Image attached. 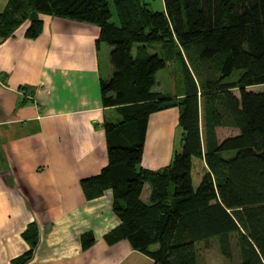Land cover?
<instances>
[{"label": "trees", "instance_id": "16d2710c", "mask_svg": "<svg viewBox=\"0 0 264 264\" xmlns=\"http://www.w3.org/2000/svg\"><path fill=\"white\" fill-rule=\"evenodd\" d=\"M163 2L165 11L151 10L145 0H9L0 13V34L7 36L28 21L26 37L37 38L40 13L99 27L96 45L110 48L113 69L110 78L100 80L102 103L115 108L119 120L104 124L108 165L83 180L82 188L87 198L111 189L120 223L107 235L110 243L125 239L153 264H200L199 244L217 239L221 254L230 258L234 236L239 264H264V91L248 90L264 86V0ZM153 44L179 47L182 98H166L158 88L157 74L171 58L150 54ZM184 52L201 65L215 64L219 77L198 82ZM235 72L238 94L222 86ZM176 106L180 151L161 170L137 169L149 117ZM217 128L238 133L219 141ZM226 153L233 156L224 158ZM193 158L208 168L196 188ZM145 183L151 187L148 205L140 200ZM35 245L33 238L15 264L29 261ZM152 245L158 250L149 252Z\"/></svg>", "mask_w": 264, "mask_h": 264}, {"label": "crops", "instance_id": "0c3cea01", "mask_svg": "<svg viewBox=\"0 0 264 264\" xmlns=\"http://www.w3.org/2000/svg\"><path fill=\"white\" fill-rule=\"evenodd\" d=\"M8 3L0 0V13ZM158 11H165L163 0ZM38 17L42 31L35 39L26 37L28 21L7 36L0 34V264L22 259L33 238L36 245L25 264H153L127 240L106 239L120 223L111 189L87 198L82 188L83 180L108 165L104 124L119 120L115 108L103 106L100 93V80L113 73L110 48L105 43L97 47L100 29L95 24L52 14ZM183 95L182 90L163 94L169 99ZM179 114L176 106L149 117L137 169L158 171L171 164L174 156L145 159L146 141L150 129L154 142L160 125L180 127ZM222 129L238 133L217 128L216 137ZM195 162L194 188L208 169L199 160L195 182ZM150 194L145 183L144 205ZM157 250L158 245L148 248Z\"/></svg>", "mask_w": 264, "mask_h": 264}, {"label": "rangeland", "instance_id": "374dc122", "mask_svg": "<svg viewBox=\"0 0 264 264\" xmlns=\"http://www.w3.org/2000/svg\"><path fill=\"white\" fill-rule=\"evenodd\" d=\"M146 2H150V4H148L151 10H160L161 0H146ZM178 51L179 47L176 45L162 46V44H153L152 46H150V54L153 52H157L160 53V55L171 58V61L168 63V66L157 74L158 88L163 92V94L180 93L181 90L184 92V85L182 84L184 82V72L183 67L181 65V61L178 58ZM184 55L186 56V58L189 56L187 59L189 60V69L195 74L198 82L203 81L207 78L219 77V74L217 73V70L215 68V64H211V66L209 64L201 65L199 62H194V54L190 53L189 55H187V53L184 52ZM216 60H219V58H216ZM238 76L239 72L233 73L230 78H228L222 83V86H230L232 92L234 94H238V90L235 87V83L237 81ZM249 90L254 92H261L264 91V86H254L251 87ZM200 101L203 110L205 105L203 104V100ZM158 129L159 131H157L155 134L156 138L154 142L151 139L152 130L150 129V140L149 142L146 141L147 144L145 148V159L149 157V155H151L152 157L158 158L161 161H165L168 155L171 157L174 156L176 152L180 151L182 130L180 129V127H177L176 129H170L169 127L163 128V125H160ZM234 134L235 133L233 130L222 129L218 132L217 137L219 139H225L226 137L232 136ZM200 135L202 150H204L205 136L203 128H200ZM232 156V153L224 154V158H230ZM199 160L201 159L195 158V175L193 176L194 181L196 180V177L198 176L200 170L199 165L196 164L199 163ZM231 246V257L225 258L219 250L217 239L210 240L207 246H205L204 244H199L198 251L200 264H239V252L236 243V238L234 236L231 238Z\"/></svg>", "mask_w": 264, "mask_h": 264}]
</instances>
